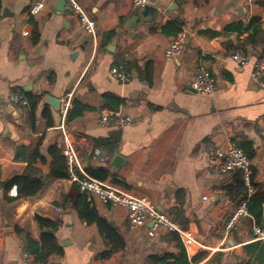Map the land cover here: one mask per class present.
<instances>
[{
	"label": "crops",
	"instance_id": "obj_1",
	"mask_svg": "<svg viewBox=\"0 0 264 264\" xmlns=\"http://www.w3.org/2000/svg\"><path fill=\"white\" fill-rule=\"evenodd\" d=\"M60 1L45 0L44 10L32 16V0H0L1 264H34L27 242L41 238L37 216L60 221L55 235L63 254L52 256L51 264H168L181 253L172 230L150 237V222L132 229L124 208L96 201L99 215L125 241L124 248L101 260L106 241L96 224L80 218L71 199L76 188L68 178L55 180L38 196L8 199L18 193L15 186L6 191L7 184L25 171L35 150L45 158L35 166L51 173L49 149L57 144L63 150L66 143L62 125L85 174L94 177L91 171L105 168L110 176L102 181L113 185L117 178L126 191L148 198L179 224L183 233L176 232L188 263L264 264V239L255 237L250 213L225 230L240 199L235 173H218L207 160L209 143L237 144L252 155L258 189L252 186L249 195L264 192V86L253 76L263 46H247L251 60L240 67L231 51L245 34L214 33L253 17L264 20V5L258 0H150L153 10L145 12L134 8L133 0H76L97 22L93 37L80 30L76 12L66 4L60 9ZM181 33L183 52L166 56ZM117 65L131 72L129 81L112 76ZM200 67L218 79L211 94L192 88ZM16 90L38 98L35 106H14L9 98ZM48 95L60 101L71 96L85 109L66 121L60 108L46 102ZM98 107L122 110L134 122L102 127ZM71 109L76 110L74 104ZM115 130L119 133L112 134ZM96 150L104 152L105 162ZM259 225L264 226V203Z\"/></svg>",
	"mask_w": 264,
	"mask_h": 264
},
{
	"label": "built area",
	"instance_id": "obj_2",
	"mask_svg": "<svg viewBox=\"0 0 264 264\" xmlns=\"http://www.w3.org/2000/svg\"><path fill=\"white\" fill-rule=\"evenodd\" d=\"M181 0H172L177 3ZM150 0H133L134 8H145ZM46 6L45 0H32L28 8V13L36 16ZM67 8L77 13L80 30L87 35L97 36V22L90 17L88 13L79 5L76 0H66ZM28 35L26 29L23 32ZM185 35L179 34L166 48L165 54L168 57H176L183 52ZM231 59L240 67H245L250 63L251 55L243 48H234L231 51ZM111 74L121 82H127L131 79V72L124 65H117L111 68ZM253 76L259 86H264V57L260 56L255 60ZM195 92L200 94H211L218 85L216 75L207 68L200 67L191 82ZM10 102L16 107L27 106L28 98L19 90L10 94ZM71 96L63 98L60 111L65 120L69 109L71 108ZM99 125L105 128L123 127L134 122L131 114L124 113L122 110H109L103 107L96 109ZM65 139L63 152L67 160L69 181L78 184L80 190L85 193L89 200L101 202L103 204L118 205L126 210L127 218L132 229H138L149 222L151 227L148 230L150 237L158 236L160 230L177 231L183 233L179 224L166 212L156 208V206L146 197L132 194L122 188L108 184L105 181L91 177L85 174L80 167V159L77 150L73 144L67 143V137L64 125H62ZM95 155L101 162L107 160L106 155L101 150H96ZM208 163L215 168L218 173L231 174L240 172L243 181L249 188L252 187V178L254 175V165L252 157L242 147L233 142L225 145L209 143L207 146ZM207 198L206 196L204 197ZM249 215L248 202L242 200L228 215L225 222L226 232H230L238 226L242 219ZM252 231L258 239H264V226L254 222ZM187 241H190L189 239ZM3 241L0 238V264L2 258ZM34 264H48L42 261H35ZM188 264H202L200 261H190Z\"/></svg>",
	"mask_w": 264,
	"mask_h": 264
},
{
	"label": "trees",
	"instance_id": "obj_3",
	"mask_svg": "<svg viewBox=\"0 0 264 264\" xmlns=\"http://www.w3.org/2000/svg\"><path fill=\"white\" fill-rule=\"evenodd\" d=\"M258 2L264 5V0H258ZM180 32V28L176 27L174 29L175 35ZM216 35L237 33L238 36L244 35V38L240 39L236 48H243L246 50L247 46L257 47L262 45L263 51L260 56L264 57V20L260 17H253L247 23L235 22L226 26L223 31H214ZM30 104L34 107L38 98L29 96L28 98ZM75 111L71 108L69 109L66 121L72 119L76 115L81 114L84 111V107H81L79 103L73 102ZM50 154L53 158L51 173L44 175L42 171L35 166L38 158L45 161L40 151L37 149L31 161L28 163L25 171L16 177H14L6 186V191H9L12 187L17 188V197L8 198L9 200H16L21 198H30L42 194L55 180L68 178V168L66 156L61 147L57 144L53 145L49 149ZM252 157V155L250 154ZM94 177L100 180H106L110 173L105 168H99L98 170L91 171ZM234 188H237L240 192L239 203L242 200H247L248 211L255 218L256 222L259 224L262 217V204L264 203V192L257 190L253 195H249V187L245 185L242 175L240 172L235 173ZM75 186V191L71 195L72 201L75 202L77 211L80 218L88 225L96 224L99 228L101 235L104 237L107 249L99 255L101 260H106L112 257L118 250L124 248L125 241L114 228H112L108 222L99 215L97 208L93 201L89 200L87 195L83 193L78 184L73 183ZM112 184L116 187L127 190V187L122 182H119L115 178ZM252 186L258 189L252 178ZM39 225L42 227L43 231L39 241L32 238L28 239L27 250L33 255L36 261L50 263V258L54 255L63 254V248L58 244L56 238V231L60 226V221H54L51 219L43 218L41 216L36 217ZM183 227H186L185 222H183ZM175 239L180 244L181 253L177 256H171L173 258L172 262L168 264H188L187 253L180 241L179 234L175 231L172 232Z\"/></svg>",
	"mask_w": 264,
	"mask_h": 264
},
{
	"label": "water",
	"instance_id": "obj_4",
	"mask_svg": "<svg viewBox=\"0 0 264 264\" xmlns=\"http://www.w3.org/2000/svg\"><path fill=\"white\" fill-rule=\"evenodd\" d=\"M64 4H66V0H61L59 2V5L61 7L60 9H62V6ZM152 10H153L152 6H149V5L145 6V12H148V11L152 12ZM258 50L261 51V48H258ZM45 100H46V102L51 104L54 108H60V106H61V101L59 99L53 97V96L48 95V96H46ZM118 133H119V131H117V130L112 132V134H118ZM118 159H120V158H118Z\"/></svg>",
	"mask_w": 264,
	"mask_h": 264
}]
</instances>
